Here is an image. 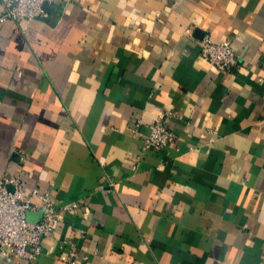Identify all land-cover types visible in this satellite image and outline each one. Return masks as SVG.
<instances>
[{
  "label": "crops",
  "instance_id": "0c3cea01",
  "mask_svg": "<svg viewBox=\"0 0 264 264\" xmlns=\"http://www.w3.org/2000/svg\"><path fill=\"white\" fill-rule=\"evenodd\" d=\"M44 9L0 23V176L49 190L55 223L0 264H264V0ZM203 36L238 65L203 61ZM167 113L175 137L140 156Z\"/></svg>",
  "mask_w": 264,
  "mask_h": 264
},
{
  "label": "built area",
  "instance_id": "2783aa9c",
  "mask_svg": "<svg viewBox=\"0 0 264 264\" xmlns=\"http://www.w3.org/2000/svg\"><path fill=\"white\" fill-rule=\"evenodd\" d=\"M46 2L64 4L67 0H0V23L5 19H43L47 16ZM199 53L203 61L220 72L230 71L238 65V56L228 40L214 42L203 36L199 40ZM169 117L170 113L161 115L150 124L149 133L142 140L140 156L146 150L164 148L175 137L167 124ZM76 206L72 202L62 208L70 210ZM55 209L49 190H27L20 173L0 176V255L18 257L28 263L36 260L41 251V240L53 232ZM37 211H41L37 219L27 218L28 213Z\"/></svg>",
  "mask_w": 264,
  "mask_h": 264
},
{
  "label": "water",
  "instance_id": "95a60500",
  "mask_svg": "<svg viewBox=\"0 0 264 264\" xmlns=\"http://www.w3.org/2000/svg\"><path fill=\"white\" fill-rule=\"evenodd\" d=\"M40 214H41V211H37L35 213H28L27 214V218L29 220H31V219L35 220V219H37L40 216Z\"/></svg>",
  "mask_w": 264,
  "mask_h": 264
}]
</instances>
